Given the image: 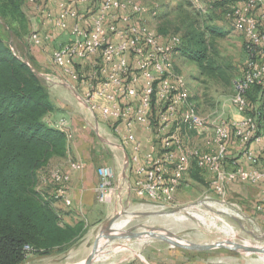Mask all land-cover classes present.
<instances>
[{"label":"built area","instance_id":"obj_1","mask_svg":"<svg viewBox=\"0 0 264 264\" xmlns=\"http://www.w3.org/2000/svg\"><path fill=\"white\" fill-rule=\"evenodd\" d=\"M27 1L69 34L68 41L52 52L62 74L40 75L54 83L70 76L82 85L77 97L99 112L113 126L121 145L131 149L127 160L133 173L131 192L155 206L172 208L194 165L211 173V186L222 195L235 182H264V158L254 146L264 141V0H238L228 13L245 38L247 54L243 76L233 81L238 114L230 121L208 120L201 113L189 79L175 61L182 36L151 29L145 20L148 8L141 1ZM49 39L38 29L28 37L33 46H43ZM52 125L71 136L65 119ZM136 125L150 135L141 138ZM196 135L202 142L193 139ZM72 167L82 169L84 162L75 160ZM97 171V199L111 201L115 167L101 165ZM50 176L71 206L70 174L57 166ZM26 248L30 252V246Z\"/></svg>","mask_w":264,"mask_h":264},{"label":"rangeland","instance_id":"obj_2","mask_svg":"<svg viewBox=\"0 0 264 264\" xmlns=\"http://www.w3.org/2000/svg\"><path fill=\"white\" fill-rule=\"evenodd\" d=\"M138 1L147 6L146 23L156 32L160 26H163L171 32L183 34L184 26L190 21L197 25H204L207 21L208 24H214L224 32L219 36L208 33V37L213 46L216 61L231 77V83H228L225 78L213 80L202 76L198 64L190 56L177 53L175 61L177 68L189 79L193 95L199 96L195 102L197 105L199 102L198 108L208 120L230 121L235 117L238 111L233 102V81L243 76L247 54L245 38L226 15L224 6L209 10L207 9L208 3L204 0ZM30 5L28 1L24 4L28 25L26 29L21 28V35L15 36L12 31H9L10 29L4 25L1 18L0 30L8 37L10 33L13 34L11 38L13 49L41 73L44 71L34 66L30 58L26 56L30 49L28 37L37 20L34 15L32 16ZM45 81L47 84L50 83L46 79ZM106 126L103 133L104 151L110 157L115 158V155L119 154L118 147L122 146V143L116 139L113 126L111 124ZM193 139L202 142L197 135ZM201 172H203V180L192 179L190 172L188 173L189 177L183 181L178 192L177 204L172 208L164 209L155 206L148 200L141 199L134 192L130 197L122 198L116 187L112 200L103 202L110 208L109 217L106 220H100V224L82 218L86 221L87 229L79 242L64 251L30 253L27 261L21 264H78L84 261L93 248L96 235L105 227L108 219L117 213H120V217L116 224L118 226L126 224L124 229L143 230L148 226L164 227L187 240L199 243H211L230 238L241 243L264 245L263 206H259V209L246 200H242L237 193L232 192L230 187L225 195L218 194L211 186V173L206 170H201ZM114 185L116 186L115 182ZM124 191L125 189L122 190ZM47 197L54 200L53 197ZM229 224L237 232L236 235L227 231ZM149 240L136 238L116 240L107 247L109 251L101 254V257L94 263L126 264L140 260L141 258L135 256L138 253L144 259L142 262L145 264H148L146 261L153 264H264V254L257 252H242L231 248L192 250L173 247L159 238Z\"/></svg>","mask_w":264,"mask_h":264},{"label":"trees","instance_id":"obj_3","mask_svg":"<svg viewBox=\"0 0 264 264\" xmlns=\"http://www.w3.org/2000/svg\"><path fill=\"white\" fill-rule=\"evenodd\" d=\"M26 1L0 0V18L15 36L28 25ZM233 2L238 0L206 3L209 10L224 6L228 16ZM157 31L180 34L163 26ZM182 33V44L175 55L190 56L202 76L225 78L231 83V77L216 61L208 37V33L219 36L224 32L207 21L204 25L190 21ZM13 34L8 37L0 30V264L24 263L30 253L67 250L80 241L87 229L84 219L64 220L54 202L37 187L39 170L53 158L67 155L68 135L46 120L55 109L49 86L33 65L13 49ZM196 98L199 96L193 95L195 101ZM194 166L190 176L203 180L202 169Z\"/></svg>","mask_w":264,"mask_h":264},{"label":"crops","instance_id":"obj_4","mask_svg":"<svg viewBox=\"0 0 264 264\" xmlns=\"http://www.w3.org/2000/svg\"><path fill=\"white\" fill-rule=\"evenodd\" d=\"M30 6L32 8V16L34 15L37 18L33 30L38 29L42 33L49 34L50 39L43 46H33L29 43L30 49L27 48L29 53L26 56L30 58L38 69L53 75H61L60 68L52 61V52L55 48L68 41L69 34L67 31L54 27L38 13L34 6ZM48 86L55 109L47 115L46 120L51 124H55L59 120L65 119L71 136L68 137L67 155L53 158L47 166L39 170L38 188L45 196L54 198L53 202L64 220L73 222L76 219L85 218L87 221L89 220L92 223L99 222L100 224V220L103 221L109 217L110 208L108 204L97 199L98 167L101 165H113L115 167L114 182L119 190V195L122 198L130 197L132 195L129 189L131 172L127 160L130 157L131 149L129 146H119V154H116L115 158L106 154L104 151L103 133L105 127L107 128L106 125H110V123L105 122L99 112L91 110L88 105L77 97L76 92L84 89L82 85H79L78 81L70 76H64L62 82H50ZM135 131L141 138H147L150 135V131L141 125H136ZM116 139L118 138L116 137ZM254 146L264 158V141ZM121 158L122 161H120ZM79 159L84 162V167L82 169H74L72 162ZM245 164L248 165L249 162ZM57 166L62 167L71 176L68 184V194L73 200L71 206L65 203L64 198L58 193V183L54 182L50 176L51 168ZM187 177H189V174L185 176L183 181L187 180ZM122 188L125 189L124 192H122ZM230 189L232 192L237 193L242 200H246L249 204L259 209V206H263L264 210V203H260L264 191V182L260 184L235 182L231 184ZM126 264L145 263L142 262V259H137Z\"/></svg>","mask_w":264,"mask_h":264},{"label":"water","instance_id":"obj_5","mask_svg":"<svg viewBox=\"0 0 264 264\" xmlns=\"http://www.w3.org/2000/svg\"><path fill=\"white\" fill-rule=\"evenodd\" d=\"M119 217L120 213H117L108 219L105 227L99 232L91 252L81 264H94V262L101 257V254L109 251L107 247L110 243L116 240H129L133 238L144 239L145 241L159 238L168 242L173 247H182L192 250L231 248L242 252H257L264 254V245L257 246L249 242L241 243L230 238L211 243H199L187 240L176 232L164 227L148 226L143 230H137L135 228L124 229L126 224L124 226H118L116 224ZM136 257L143 259L138 253H136Z\"/></svg>","mask_w":264,"mask_h":264},{"label":"bare ground","instance_id":"obj_6","mask_svg":"<svg viewBox=\"0 0 264 264\" xmlns=\"http://www.w3.org/2000/svg\"><path fill=\"white\" fill-rule=\"evenodd\" d=\"M228 232L232 233L233 235H236L235 229L229 224V228L227 230ZM82 262H79L78 264H81Z\"/></svg>","mask_w":264,"mask_h":264}]
</instances>
